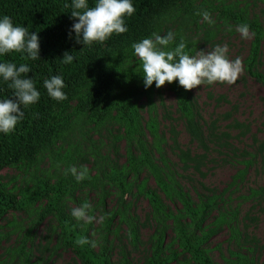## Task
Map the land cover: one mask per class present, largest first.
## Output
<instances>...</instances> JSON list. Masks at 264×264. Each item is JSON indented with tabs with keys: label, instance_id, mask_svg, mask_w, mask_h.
I'll return each mask as SVG.
<instances>
[{
	"label": "trees",
	"instance_id": "obj_1",
	"mask_svg": "<svg viewBox=\"0 0 264 264\" xmlns=\"http://www.w3.org/2000/svg\"><path fill=\"white\" fill-rule=\"evenodd\" d=\"M192 1L131 0L135 13L130 18L125 17L128 31L121 35L114 34L103 44L96 43L88 48L77 43L76 34L71 32L73 24L78 22L71 16V0H0V18L8 16L14 25L27 27L29 32L38 35L40 45L37 61L22 58L19 53L0 57V62L15 63L17 67L22 63L27 64L31 71L26 78L33 79L40 93L38 103L24 109V119L17 124L15 131L10 135L0 134V171L12 165L29 166L43 155L51 157L57 154V142L83 125H90L92 132L116 125L121 134L115 135L113 139H123L125 142L124 162L117 166L96 152H91L94 171L88 172L87 177L80 182L69 171L71 157L64 153L61 156L65 160L63 173L52 183H49L46 175L43 178L33 177L30 188L18 191V197L5 193L0 184V219L10 209L29 210L35 204V224L47 215L54 214L61 244L71 248L79 264H108L105 256L107 247L104 244L100 251L94 253L91 244L80 246L76 243L81 238L90 239L85 229H81L72 216L65 213L64 201H79L82 205L85 199L76 198L75 192L84 198L92 193L96 197L93 208H100V212L108 219L116 216L126 224L128 235L134 239L135 231L127 216L129 203L124 201V197L131 195L132 189H135L136 193L147 199L156 225L152 235V254L145 264H163L170 258L166 256L161 260L158 257L163 248L162 236L166 228L172 232L171 242H176L180 251L189 255L190 261L194 264H212L201 245L219 224H226L228 220L230 222L233 214L230 213L231 218L218 214L209 227L202 226L211 212L218 211V203H223V200L213 194L206 196L197 193V201L193 203L187 191L179 184L176 171L169 167L164 157L162 146L166 142L163 134L158 132L151 103L153 85L145 89L140 61L132 48L134 43L151 37L153 33L163 37L162 33L168 32L165 26L168 15L172 18L181 16V22L196 27L197 12L192 8ZM88 3L93 6L95 0H88ZM66 4L69 7H65ZM225 14L237 26H249L252 39L244 65L247 72L264 87V78L255 72L262 36L260 25L254 19H247L240 11H228ZM184 33L183 29L176 27L173 31L174 41L169 48L174 49L183 39L187 44L186 51L191 54L193 44L184 37ZM65 52L75 57L70 65L61 61ZM53 75L63 78L66 87L62 91L67 96L66 100L56 101L48 96L43 81ZM166 86L174 96L178 116L189 140L202 153H206L207 142L210 140L203 134L189 91L180 87L178 81L166 83ZM11 95L12 90L0 78V99H12ZM141 96L145 98L147 114L143 124L138 114L143 106L137 103ZM170 134L172 147L178 150L177 158L181 167L185 169L191 166L198 170L203 155L190 156L187 151L178 149L174 133L170 131ZM146 135L149 137L148 142ZM262 161L264 164V154ZM141 172L152 180L153 189L145 188L143 180L137 181ZM107 197L114 198L115 207L114 210L104 212L103 205ZM161 197L174 208H168ZM28 230H25L18 248L8 252V257L12 255L9 264H14L21 257L25 262L26 254L22 244Z\"/></svg>",
	"mask_w": 264,
	"mask_h": 264
},
{
	"label": "rangeland",
	"instance_id": "obj_2",
	"mask_svg": "<svg viewBox=\"0 0 264 264\" xmlns=\"http://www.w3.org/2000/svg\"><path fill=\"white\" fill-rule=\"evenodd\" d=\"M192 8L197 13L208 11L214 24L210 25L203 20L202 15H197L194 27L190 23L181 22V16L172 18L173 16L168 15L165 24L168 32L173 33L178 26L185 31L184 37L193 44L190 55H195L198 51L208 53L216 45H227L228 57L231 60L239 57L243 72L235 85H203L189 91L203 134L210 140L207 142L206 153H202L189 140L178 116L174 96L167 86L157 89L153 83L151 103L158 132L163 134L166 142L162 146L164 157L169 167L176 171L179 184L187 191L193 203L197 201V193L222 198L223 203H218V211L211 212L202 226L209 227L218 214L229 218L230 213L233 214L230 222L228 220L226 224H219L201 245L210 262L264 264V87L247 72L244 65L252 35L250 34L249 39L241 38L236 31L238 26L225 14L228 11H240L247 19H254L260 25L262 36L255 72L264 78V0H193ZM137 103L143 106L138 111L143 124L147 118L145 98L139 97ZM72 105L73 103L70 104ZM170 131L174 133L178 149L187 151L190 156L203 155L204 159L198 170L191 166L185 169L181 167L177 158L178 150L172 147ZM118 134H121V130L116 125H108L106 129L95 132H92L90 125L75 128L57 142V154L51 157L38 156L29 166L19 164L2 168L0 184L3 191L18 197V191L30 188L33 177L43 178V175L47 176L49 183L54 182L63 173L65 160L61 156L64 153L71 157L70 168L79 170L86 167L90 173L94 171L91 152L107 158L116 166L120 165L124 162L125 142L123 139H113ZM148 141L149 137L146 135V142ZM141 180L144 181L145 188H154L152 180L144 172L137 176V181ZM75 197L85 199V202L92 205L89 214L96 217V220L88 224L77 221L71 215L73 208L81 206L79 201H64L65 213H69L73 221L81 229H85L87 237L95 242L96 246H91L94 253L100 251L104 244L107 247L105 256L108 264L146 263L152 254V235L156 225L145 197L136 193L135 189H132L131 195L124 197V201L129 203L127 216L135 231L134 239L128 235L126 224L116 216L108 219L100 212V208H93L96 197L92 193L84 198L75 192ZM161 199L168 208H174L162 197ZM42 203L43 201L40 202ZM34 205L29 210L10 209L0 219V264L11 262L9 259L12 255L8 257V252L18 248L27 229V237L22 244L26 260L23 262L21 257L14 264H79L71 248L61 244L54 214L47 215L40 223L35 224ZM114 207V198L107 197L104 200V212L114 210ZM171 238L172 232L166 228L162 236L163 248L158 257L161 260L166 256L170 258L163 264H194L188 254L180 251L176 242H171Z\"/></svg>",
	"mask_w": 264,
	"mask_h": 264
},
{
	"label": "clouds",
	"instance_id": "obj_3",
	"mask_svg": "<svg viewBox=\"0 0 264 264\" xmlns=\"http://www.w3.org/2000/svg\"><path fill=\"white\" fill-rule=\"evenodd\" d=\"M70 6L72 18L78 20L73 24L71 32L76 34L77 43H82L88 48L96 43L103 44L114 34L126 33L128 28L125 17L130 18L135 13L131 0H95L93 6L89 5L88 0H71ZM65 7L69 5L66 4ZM197 15H202L203 20L210 25L214 24L208 11L198 12ZM236 31L241 38H250V28L247 24H240ZM173 41L172 32L163 37L153 33L151 37L143 38L132 45L134 54L140 61L145 89L150 88L153 83L159 89L166 83L172 84L175 81L186 91L203 85H235L243 72L242 60L239 57L231 60L227 55V45H216L208 53L198 51L195 55H190L183 39L174 49H170ZM10 53H19L22 58L32 61L39 60V37L29 32L27 27L14 25L10 17L3 16L0 18V57ZM74 60L72 54L65 52L61 61L70 65ZM30 71L31 68L25 63L17 67L15 63L0 62V78L12 90V99H0V134L13 133L17 124L24 119V109L35 105L40 99L33 79L26 78ZM43 86L53 100L67 99L62 91L66 85L61 76L53 75L45 79ZM69 171L77 182L84 180L88 173L86 167L80 171L72 167ZM91 208L92 205L85 202L80 207L73 208L71 215L77 221L91 224L96 220V217L89 214ZM100 220L102 221L103 217ZM76 243L80 246H96L95 242L86 238H81Z\"/></svg>",
	"mask_w": 264,
	"mask_h": 264
}]
</instances>
